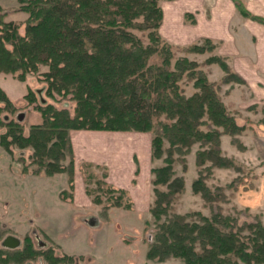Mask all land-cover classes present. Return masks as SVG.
<instances>
[{"label":"trees","instance_id":"1","mask_svg":"<svg viewBox=\"0 0 264 264\" xmlns=\"http://www.w3.org/2000/svg\"><path fill=\"white\" fill-rule=\"evenodd\" d=\"M17 1L15 11L27 14L23 30L7 19L8 11L0 6V73L23 82L45 67L40 75L46 95L74 101L71 114L66 108L40 104L28 87L25 105L18 106L0 88V128L4 129L0 146L9 153L15 147L31 149L23 171L35 165L33 174L66 172L73 188L71 130L151 133L150 158L162 165L151 169L152 221L146 223L153 226V235L146 258L154 262L173 258L184 264L264 263V224H238L235 217L214 209V203L224 200L223 190L206 183L212 168L232 165L221 155V135L234 136L244 127L228 112L196 62L186 57L174 60L172 48L158 34L162 19L158 0ZM235 4L242 16L264 24V18ZM134 30L145 33L147 43ZM190 49L202 52L195 46ZM210 61L219 63L227 77L239 80L223 60ZM183 78L193 82L190 96L181 87ZM33 104L41 121L26 129L19 116L22 108ZM195 144L199 170L191 189L210 209L209 215L172 211L174 198L185 188L174 164L184 162L182 157ZM86 183L94 185L86 189L94 203L104 202L106 208L132 206L129 193L104 178L89 175ZM24 241L22 249L0 251V264H22L37 256L47 264L73 259L51 248L36 250L28 237Z\"/></svg>","mask_w":264,"mask_h":264},{"label":"rangeland","instance_id":"2","mask_svg":"<svg viewBox=\"0 0 264 264\" xmlns=\"http://www.w3.org/2000/svg\"><path fill=\"white\" fill-rule=\"evenodd\" d=\"M236 1L252 15L264 18V0H158L162 12L158 34L172 48L174 60L186 57L196 62L228 112L244 127L239 134L220 137L221 155L233 166L212 168L206 180L211 189L223 190L224 200L214 203V209L235 217L238 224H264V24L242 16ZM0 6L8 11L7 19L19 23L23 30L27 14L15 11L18 1L0 0ZM134 33L147 43L145 33ZM194 46L202 52H192ZM214 57L223 60L240 81L227 77L219 63L210 61ZM39 70L23 82L0 73V88L18 106L25 105L29 87L40 104L66 108L72 114L74 101L69 96L48 97L40 75L47 69ZM192 84L183 78L186 96L194 92ZM33 106L22 108L26 129L41 121ZM3 130L1 127L0 133ZM69 137L73 188L66 172L33 174L35 165L23 171L31 149L15 147L9 153L0 146V251L22 249L28 237L36 250L51 248L55 254L73 257L67 264H184L173 258L162 262L146 258L153 235V226L146 223L152 221L151 169L162 165L161 160L150 158L152 134L71 130ZM197 149L198 145H193L182 157L184 162L180 159L174 164L176 175L182 176L185 184L172 203V211L178 214H210L203 199L191 189L199 170ZM89 175L104 178L114 188L125 185L132 206L106 208L104 202L94 203L86 192L87 187H94L87 186ZM8 237L17 242L16 248L3 245ZM22 264L47 262L37 256Z\"/></svg>","mask_w":264,"mask_h":264},{"label":"water","instance_id":"3","mask_svg":"<svg viewBox=\"0 0 264 264\" xmlns=\"http://www.w3.org/2000/svg\"><path fill=\"white\" fill-rule=\"evenodd\" d=\"M23 118V114H20L19 119L21 120ZM3 245L6 248L9 249H14L17 246V242L15 240H13L12 238L8 237L4 242Z\"/></svg>","mask_w":264,"mask_h":264},{"label":"crops","instance_id":"4","mask_svg":"<svg viewBox=\"0 0 264 264\" xmlns=\"http://www.w3.org/2000/svg\"><path fill=\"white\" fill-rule=\"evenodd\" d=\"M245 75V74H244ZM243 75V76H244ZM245 77V76H244ZM122 185V183H120L119 185H116V188L118 187V188H120V189H125V190H127V187L125 188V185H123V186H121Z\"/></svg>","mask_w":264,"mask_h":264}]
</instances>
